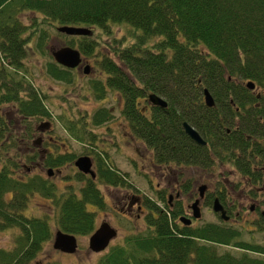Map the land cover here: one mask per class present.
Returning a JSON list of instances; mask_svg holds the SVG:
<instances>
[{
	"label": "trees",
	"instance_id": "16d2710c",
	"mask_svg": "<svg viewBox=\"0 0 264 264\" xmlns=\"http://www.w3.org/2000/svg\"><path fill=\"white\" fill-rule=\"evenodd\" d=\"M60 25L89 28L88 35L76 37V47L86 56L97 43L91 29L111 38L108 46L114 59L106 55L99 59L104 78L91 81L92 95L97 100L110 90L120 95V115L131 134L152 149L155 162L188 164L213 173L210 166L218 158V147L230 155L228 161L240 177L251 178L248 159L257 147L250 156L247 148L252 144L244 134L258 140L264 133V0H0V231H15L11 247H0V264H28L51 238L48 218L22 213L32 193L50 197L55 227L75 236L88 235L93 229V213L85 205L103 207L90 182L80 198L72 191L55 196L52 185L38 175L23 179L14 174L20 164L38 159L28 142L33 122L50 115L43 97L25 79L23 60L29 50L45 54L47 28ZM112 25H122L128 38L126 34L115 37ZM152 38L156 40L149 43ZM44 72L65 84L73 77L71 69L53 61L44 63ZM244 81H251L255 90L246 89ZM203 87L213 97V107L202 103ZM147 93L163 98L166 107L150 106L148 114L142 112L140 103ZM201 114L204 133H215L212 116L217 114L227 120L237 116L238 125L217 134V138L227 136L210 142L211 150L208 140L206 146L198 145L181 128L185 121L200 132ZM110 118L104 107L90 114L92 125ZM66 127L76 135L71 122ZM46 158L51 166L71 161L73 156L63 153ZM104 159L97 156L101 182L118 181L128 187L125 173L117 174ZM252 177L258 182L264 178L259 172ZM251 184L253 190L259 186ZM218 197L224 201V194ZM158 199L162 207L151 203L155 212L145 218L149 232L125 235L94 264H264V244L241 240L237 229L216 223L178 227L173 224L175 210L168 208L164 197ZM211 200L210 195L204 204ZM260 219L258 226L264 229ZM217 245L239 252H218Z\"/></svg>",
	"mask_w": 264,
	"mask_h": 264
},
{
	"label": "rangeland",
	"instance_id": "374dc122",
	"mask_svg": "<svg viewBox=\"0 0 264 264\" xmlns=\"http://www.w3.org/2000/svg\"><path fill=\"white\" fill-rule=\"evenodd\" d=\"M22 21L24 23L28 22L25 16L22 18ZM47 29L48 37L44 45L46 53L38 54L36 52V54H33L31 50H29L27 57L23 60V63L27 66V70L24 72L27 77L25 79L30 80V83L36 88L40 96L43 97L44 105L50 112L49 117H42L34 120V132L32 133L31 139L28 141L29 144L34 145L35 150L39 151L41 147H35L37 145L35 141L39 136L45 137L47 134H50L56 141L50 144L53 147L52 154H47L46 156L71 152L76 157L84 155L85 150L93 152L98 151L99 155H101L102 158H106V160L112 164L111 166L113 168L120 171V173H125L126 180L131 184V188L135 193L145 194L151 197L156 205L159 207L162 206L163 204L155 195L153 196L152 193V185H154L156 179L152 177L154 173V171L151 170L152 166H148L147 160L145 159V155L148 154L147 148L135 137L132 141V134L131 136L125 134L126 131L128 134L131 132L119 112L121 103L118 98H121L120 95L116 91L110 90L105 93L103 99L97 100L93 97L90 89L92 80L104 78V73L98 65L99 59L103 55L114 59L111 48L108 46L112 42L111 38L102 34L97 28L91 29L93 33L92 36L97 41L93 53L86 56L79 51L83 56L82 58L85 60V64H82V67L87 64L88 73L84 74L82 68L78 69V71L72 69V81L70 84H65L47 76L44 72V63L46 61H53L50 50L62 45L78 49L76 47V37L62 35L52 26ZM112 29L114 30L115 37L126 34L122 25H112ZM126 38H128V34H126ZM155 40L156 38H152L149 43H153ZM70 42H72L71 45H69ZM30 45H32V43H30ZM140 106L144 108V103L141 102ZM99 107L108 109L111 118L101 125H92L90 122V114ZM145 113L147 114V110ZM41 121H49L52 127L49 132H44L43 135L41 131L37 129V125ZM70 122L73 124L76 131L75 136L66 127V123L70 124ZM25 149L29 150V147H25ZM45 154L46 152L44 155ZM55 169L59 170V172H55L47 177L44 170L34 169L32 164H20V166L15 169L14 174L23 176V179L35 175L46 179L49 185H52L55 196H59L63 193L66 194L71 191L76 194L75 188L80 187L81 181L75 179L77 178L75 174L77 170L73 164L68 163L60 167L58 166ZM224 170L226 171L221 177H219L217 173L216 175L220 180L222 178L224 180L225 190L229 194L228 203L240 205V209H236L239 212L236 218L237 221L232 219L222 221L218 215L211 210L209 204L201 206L200 217L197 218L191 226L195 227L204 223L226 225L238 230L239 239L251 243L264 244V229H260L258 224L254 225L256 221L261 219H258L259 216L256 213L252 214L246 211L248 205L251 203L257 204L258 200H262L261 194L259 193L256 195L258 197L254 201H248L247 199L243 200L241 196L248 188L244 186L243 183L238 186L235 185V183L240 180V177L237 173L234 174L229 166H225ZM148 177H151L150 182L148 181ZM225 180H228V182ZM150 183L152 184L151 186ZM199 183L198 181L194 185V193ZM98 188L101 193L107 195L104 196L107 207H105L106 209H101L104 214L100 209L94 206L91 207V205L88 204L85 205V209L94 212L93 215L95 217L94 222L96 226L100 224V221L104 220L116 229V236L110 240L107 247L100 252H93L87 247L88 235L76 236V250L72 253H65L54 250L51 247L50 238L43 244L41 250L28 264H94L110 245L120 242L125 235H146L149 232L143 215L139 218H136L134 215H122L118 210L122 209L123 203L119 199L117 201L116 198L112 197L114 195L112 190L104 187V185H99ZM166 195L167 191L163 193L164 197H166ZM190 200L191 199H187V197L184 196L182 203H188ZM26 204V207L22 211L23 215L27 217L48 218L50 223H52L51 233H53L56 227L52 220V214L54 212L52 208V199L44 194L35 192L29 195ZM49 204L51 207H48ZM108 205H111L113 208L111 209ZM241 205H243V207H241ZM261 207L264 210V204H261ZM236 210L230 213L231 218H233V212ZM144 211H147V209L144 208ZM262 219L264 220V217ZM14 233V230L0 231V247L9 249L13 242L12 237H14ZM216 247L218 252L229 251L233 254L239 252L237 249L230 246L217 245Z\"/></svg>",
	"mask_w": 264,
	"mask_h": 264
},
{
	"label": "flooded vegetation",
	"instance_id": "af4514ba",
	"mask_svg": "<svg viewBox=\"0 0 264 264\" xmlns=\"http://www.w3.org/2000/svg\"><path fill=\"white\" fill-rule=\"evenodd\" d=\"M82 64H85V60L81 57V61H80L79 65L76 66L75 68H72V69L78 71V69L82 68ZM245 83L246 82L244 81L243 86L246 89L251 90V91L255 90L254 84H253V88L250 89L249 87H247V85ZM255 95L258 97V93H256ZM119 99H120V103L122 106V102H123L122 98H118V100ZM212 101H213V104L211 106H206V107H213L215 104L213 97H212ZM142 103H144L143 110L145 112H146V110H148V108L150 106H152L150 103L145 102V100H143ZM236 117L237 116L233 115V116H231V120H227L225 118V116L222 114H217V115L212 116V119H215V120H212L213 121L212 126L215 128V133L212 134V131H209V133L205 132L206 133L205 134L203 132L204 128L202 127L201 119H200V118L203 119L204 115L201 114L199 116V119H200L199 123L197 124L198 129H200V132H199V130L195 129L191 125L190 126L197 132L199 138L203 141V143L201 144V143L195 142L192 139L191 140L193 142H195L196 144L202 145V146H206L207 140H208V146L212 150V147L209 145L210 142L218 143V141L220 139H222V137L227 136V135H222L219 138H217L216 137L217 134L221 135L223 133L230 132L231 129L232 130L236 129L235 127L238 125V123L236 122ZM105 122H107V121H105ZM105 122H103V123H105ZM103 123H101V124H103ZM231 123H232V125H231ZM181 128H182V126H181ZM220 128H223L224 132L221 133ZM37 129H39L41 131V134L43 135L44 132H49L52 129L51 123L49 121H41L38 124ZM125 134H127L128 136H131V133L128 134L127 131L125 132ZM114 136H116V135H114ZM244 136H245L246 141H249L252 144V145H250V147L247 148V151L249 152V154L251 153L250 156L253 153L254 145H256L257 149L255 150L253 157L251 156V158L248 159V163H250L249 169L253 170L251 172V178L249 177V175L246 177L245 176H243V177L239 176L240 180H238L237 183H243L244 186H246L248 188L246 190V192L241 196V198H243V200L247 199L248 201H254L258 197L256 195H258L259 193L261 194L262 200H258L257 204L251 203L246 208L247 212L252 213V214L256 213L259 216L258 219H260V217H262V218L264 217V210L261 207V204H264V178H261L260 181L258 182L257 179H255L252 176L258 172L260 173V175L264 176V133L262 134V136L260 135L261 137L258 138V140H255V138L252 139L249 136V134H244ZM134 137L135 136L132 135V141H133ZM53 138L54 137L50 134H47L45 137L39 136L37 138V140H36L37 145L35 147L40 146L41 148L38 147L39 151L38 150L37 151H38L39 157L32 164L34 169H40L42 171L44 170V173L46 174L47 177L51 176L55 172L58 173L59 170L55 169L58 166L60 167L62 165H66L68 163L73 164L74 159L76 157H78V156L75 157V155L71 152L70 153L65 152L66 154L68 153V154H71L73 156L71 161L64 162L61 165L53 164L51 166L48 165L47 163H45V160L47 159L46 155L52 154V151H53V147L50 145L56 141ZM254 141H255V144H254ZM142 145L145 148H147L143 143H142ZM45 152H46V154L44 155ZM147 152H148V154L145 155V159L147 160L148 166L149 165L152 166L151 170L154 171L152 177L156 179V181L154 182V185H152L150 183V186L152 185L153 196L155 195L156 198L164 197L163 193L165 191H167V195H166V197H164L165 202H166L169 209L175 210L173 224L177 225L178 227H180V226L192 227L191 224L197 219L191 218V214H192V209L190 207L191 203H193L196 200L197 202H195V205H196V207L199 208V212H200L201 206L205 205L204 201L210 195H211L212 200H214L216 198L218 200V202L222 205V207L225 209V212L228 215V220L232 219L234 221H237L236 218L238 217L239 212L236 209H240V205H234L233 203H228L229 194L225 190L224 180H223V178L221 180L219 178L226 171V170H224L225 166H229L231 168V171L234 172V174L237 173V171L235 170V167L231 165L230 161H228V159H229L228 156L230 157V155L226 154V152L224 150L217 147L216 152L218 153V158L216 157L215 159H213V161H212L213 163L210 166V167H212V169H214L213 173L206 172L202 169H198L195 166L188 165V164H181V163H179V164H160V163H157L154 161V159L152 157V149L147 148ZM52 156L54 157L55 155H52ZM79 156H86L89 158V160L91 162L90 170L92 171L93 175H90L89 172L84 173V172L77 170V168L73 164V166L77 170L75 172L77 178H75V179L77 181H81L80 187L75 188L77 195L73 192L74 195H76L78 198H80L81 190L83 188H85L86 185L90 182L94 186L95 190L99 193V196H100L101 201L103 203V207L97 208L95 205H92V204H88V205H91V207L94 206L95 208L100 209V211H101V209H106L105 207H107L106 202L104 200V196H107V195L101 193L98 186L104 185V187L112 190V193H114V195L112 196L113 198H116L117 201L119 199L123 203L122 209L118 210L122 213V215H124V214L126 216L127 215H134L136 218H139L140 216L143 215V217H144L143 219L145 221L146 220L145 218L148 217V215L154 214L155 210L151 206V203H154L153 199L151 197H148L145 194L135 193L131 188V184L126 180V177H123V178L128 183V185H129L128 187L127 186L126 187L121 186L118 181L112 185L111 184L108 185V184L101 182V178H99L98 173H97V170H98L97 156L101 157V155H99L98 151L93 152V151L85 150L84 155H79ZM200 157L202 158V155H200ZM104 161L106 162L108 160L104 159ZM119 172L120 171H118L117 174ZM47 173H50V174L48 175ZM216 173L219 175V177L216 175ZM150 180H151V177H148L149 182H150ZM198 181L200 183L197 185V187L195 189L196 191L194 193L193 192L194 185ZM225 181L228 182V180H225ZM251 182H255L257 185L259 184V186H255V189L253 190V186H252ZM47 183H48V181H47ZM200 185L204 187L203 192H202V196L198 195V186H200ZM189 186H191L190 190H189ZM220 193L224 194V201L219 200L218 196ZM184 196L187 197V199H191L190 202L183 204L182 201H183ZM212 200H211V202H212ZM108 206L111 209L113 208L111 205H108ZM48 207H51V205L49 204ZM241 207H243V205H241ZM144 208L147 209V211H144ZM233 210H236V211L233 212V218H231L230 213ZM87 211L94 213L93 211H90V210H87ZM101 212L104 214L103 211H101ZM52 216L54 217V212H53ZM93 217H94V215H93ZM179 218L188 219L189 221L187 223L184 222L185 223L184 224ZM103 222H106L110 227H112L107 221H104V220L100 221V223H103ZM258 222H259V220L256 221L255 224L254 223H251V224L256 225V224H258ZM53 224H54V222H53ZM51 225H52V223H50V227H51ZM54 226H55V224H54ZM96 227L97 226L95 225V222H93L92 231ZM112 228H114V227H112ZM56 229H58V228L56 227ZM115 232H116V229H115ZM51 241H52V238H51Z\"/></svg>",
	"mask_w": 264,
	"mask_h": 264
},
{
	"label": "water",
	"instance_id": "95a60500",
	"mask_svg": "<svg viewBox=\"0 0 264 264\" xmlns=\"http://www.w3.org/2000/svg\"><path fill=\"white\" fill-rule=\"evenodd\" d=\"M56 30L65 35H88L90 33L89 28L82 26H71V25H60L56 27ZM50 54L55 63L66 68H74L80 62L79 51L70 46H60L50 51ZM83 73H88V65L83 67ZM250 89L253 88V83L248 81L245 83ZM202 98L205 106H211L213 104L212 96L207 91L206 88L202 90ZM147 100L156 106L165 107L166 102L159 96L149 93L147 94ZM183 131L185 134L192 140L197 143H203L199 138L197 132L188 125L185 121L181 123ZM73 164L81 172H89L90 175H93L90 170L91 162L86 156H79L74 161ZM48 175L50 173H47ZM203 186H198V195L202 196ZM196 200L191 203L190 207L192 209V218H198L200 216L199 208L196 207ZM211 210L218 213L221 220H227L228 215L225 213L222 205L215 198L211 204ZM183 223H187L188 219L179 218ZM184 223V224H185ZM115 236V230L110 227L106 222L100 223L96 229L89 235L87 239V247L93 252H99L103 250L108 244L109 240ZM52 248L58 249L66 253H72L76 249V239L72 234L62 232L59 229H56L53 232L52 238Z\"/></svg>",
	"mask_w": 264,
	"mask_h": 264
}]
</instances>
